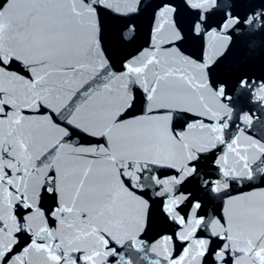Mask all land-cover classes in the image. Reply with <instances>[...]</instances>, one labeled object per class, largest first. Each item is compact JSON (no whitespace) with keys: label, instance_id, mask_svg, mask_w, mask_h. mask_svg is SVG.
Listing matches in <instances>:
<instances>
[{"label":"snow or ice","instance_id":"snow-or-ice-1","mask_svg":"<svg viewBox=\"0 0 264 264\" xmlns=\"http://www.w3.org/2000/svg\"><path fill=\"white\" fill-rule=\"evenodd\" d=\"M0 264H264V0H0Z\"/></svg>","mask_w":264,"mask_h":264}]
</instances>
